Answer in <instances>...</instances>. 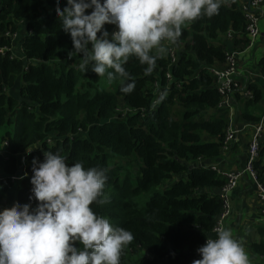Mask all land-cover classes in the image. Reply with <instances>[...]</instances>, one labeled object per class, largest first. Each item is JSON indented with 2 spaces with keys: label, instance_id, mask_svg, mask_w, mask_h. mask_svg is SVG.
Listing matches in <instances>:
<instances>
[{
  "label": "trees",
  "instance_id": "obj_1",
  "mask_svg": "<svg viewBox=\"0 0 264 264\" xmlns=\"http://www.w3.org/2000/svg\"><path fill=\"white\" fill-rule=\"evenodd\" d=\"M56 7L57 0H0V209L13 188L17 203L35 206L29 200L32 162L43 161L45 151L63 150L69 164L108 170L103 191L109 202L90 207L134 235L121 264H192L223 207L221 196L208 190L220 189L225 179L199 162L221 153L229 117L218 107L221 95L211 67L224 65L226 49L239 52L250 43L242 3L224 0L218 14L188 22L177 44L164 42L169 50L151 75L131 57L125 68L136 87L130 94L120 92V79L108 82L77 69L82 58H68L73 44ZM21 24L26 63L12 55ZM222 36H230V44L220 42ZM18 77L15 98L8 90ZM155 80L160 94L154 93ZM251 88V101L263 97ZM121 100L132 112H118ZM211 108L218 112L209 115ZM21 154L28 175L14 180ZM263 163L264 140L255 163L259 176ZM251 248L264 256V241Z\"/></svg>",
  "mask_w": 264,
  "mask_h": 264
},
{
  "label": "clouds",
  "instance_id": "obj_2",
  "mask_svg": "<svg viewBox=\"0 0 264 264\" xmlns=\"http://www.w3.org/2000/svg\"><path fill=\"white\" fill-rule=\"evenodd\" d=\"M223 2L66 0L61 8L57 0L56 14L72 40L68 58H82L77 69L83 74L91 70L108 82L120 79V92L130 94L136 87L125 68L131 57L146 65L144 75H151L169 50L164 42L177 44L188 22L218 14ZM43 155L31 168L29 200L35 206L16 203L0 210V264H121L134 235L90 207L109 202L103 191L108 170L79 161L69 164L63 150ZM197 253L200 258L192 264H251L243 243L227 228H218Z\"/></svg>",
  "mask_w": 264,
  "mask_h": 264
},
{
  "label": "crops",
  "instance_id": "obj_3",
  "mask_svg": "<svg viewBox=\"0 0 264 264\" xmlns=\"http://www.w3.org/2000/svg\"><path fill=\"white\" fill-rule=\"evenodd\" d=\"M238 1L243 3L246 0ZM259 25V37L253 42H250L244 50L239 51L237 59L238 81L240 82V86L237 91L228 96V104L223 109L229 117L226 131L228 128L232 129L234 131V138L229 148L225 151L222 149L221 144V153L219 156L199 162V165L202 167L214 168L224 179L225 172L240 173L235 188L228 194L230 211L229 216L223 222V228L231 229L234 238L243 243L251 264H264V256L254 253L251 248L253 243L264 241V214L262 212L264 205L258 197V191L254 181L243 172L247 158L248 144L254 128L258 124L263 127L260 144L264 140V17L260 20ZM25 34L26 26L25 24H21L13 39V55L22 58L23 62L26 63L25 56L21 51ZM227 38L226 36H222L219 38V41H225L227 44H230ZM251 85H254L256 90L263 94V97L258 101H251L254 98ZM19 88L20 78L18 77L15 85L9 88V94L18 98ZM249 92L250 95L248 94ZM248 100L250 101L249 104H247ZM217 112L218 110L211 108L207 113L209 115H215ZM247 115L257 118V120H250L247 118ZM24 165L25 163L23 162L22 173L25 171ZM258 168L260 181L264 185V163ZM19 171L20 169L18 168V173ZM15 191V188H13L8 192V199L1 206L0 210L11 208L17 203L15 201ZM208 192L218 193L220 195V189H209ZM212 235L216 236V233ZM152 264L160 263L158 260H154Z\"/></svg>",
  "mask_w": 264,
  "mask_h": 264
},
{
  "label": "built area",
  "instance_id": "obj_4",
  "mask_svg": "<svg viewBox=\"0 0 264 264\" xmlns=\"http://www.w3.org/2000/svg\"><path fill=\"white\" fill-rule=\"evenodd\" d=\"M264 0H246L242 3V13L246 21L245 32L246 36L250 42L256 40L260 35V20L264 17ZM230 36H228V39ZM176 47L170 48V55L172 62L176 59L175 54ZM0 50H3L0 48ZM13 55V54H12ZM239 52L233 51L228 48L225 51L224 65L221 66H212L211 72L216 76V87L218 93L221 95L220 102L218 107L225 109L228 104V96L239 89L240 82L238 81V57ZM166 77L168 79L172 78L170 70L166 72ZM154 88V93H159L160 85L158 80H155L152 83ZM160 94V93H159ZM250 95V92L248 93ZM156 99V97H154ZM153 99V105H156L158 102ZM263 132V127L258 124L254 128L252 137L248 144L247 158L243 168V172L248 175L252 181H254L256 189L258 191V197L262 200L264 205V185L260 181L258 170L255 167V163L259 157V148H260V137ZM234 138V131L230 128L225 133V136L222 140V149L225 151L229 148L232 140ZM226 183L223 187L220 188V195L223 199V207L221 212L217 216V225L214 227L212 233L208 238H215L212 234H215L218 228H223L224 220L229 216V192L235 188L236 181L240 176L238 172H225L224 173ZM16 179V177H14ZM264 214V208L262 210ZM206 241V240H205ZM205 243V242H204Z\"/></svg>",
  "mask_w": 264,
  "mask_h": 264
},
{
  "label": "rangeland",
  "instance_id": "obj_5",
  "mask_svg": "<svg viewBox=\"0 0 264 264\" xmlns=\"http://www.w3.org/2000/svg\"><path fill=\"white\" fill-rule=\"evenodd\" d=\"M132 112V109L130 106L126 105L122 100L120 101L119 104V113H126V112Z\"/></svg>",
  "mask_w": 264,
  "mask_h": 264
},
{
  "label": "water",
  "instance_id": "obj_6",
  "mask_svg": "<svg viewBox=\"0 0 264 264\" xmlns=\"http://www.w3.org/2000/svg\"><path fill=\"white\" fill-rule=\"evenodd\" d=\"M23 158L24 154L19 155L18 160H19V173L17 174L16 179H19V177L22 175V170H23Z\"/></svg>",
  "mask_w": 264,
  "mask_h": 264
}]
</instances>
